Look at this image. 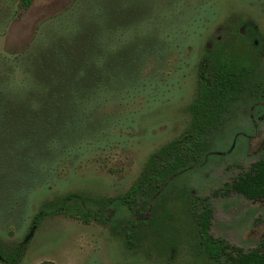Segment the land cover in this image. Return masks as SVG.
I'll list each match as a JSON object with an SVG mask.
<instances>
[{"label":"rangeland","instance_id":"rangeland-1","mask_svg":"<svg viewBox=\"0 0 264 264\" xmlns=\"http://www.w3.org/2000/svg\"><path fill=\"white\" fill-rule=\"evenodd\" d=\"M72 1L33 0L0 37V51H21L42 23L68 13ZM137 1L122 0L128 6ZM139 4L140 12L132 7L131 19L105 31L103 64L111 77L85 121L95 126L76 131L68 153L54 164L45 161L40 183L0 217L4 256L26 239L18 264H227L209 259L198 246L190 213L195 198L212 209L214 237L244 252L256 247L264 251V200L222 192L264 152V0ZM53 32L62 35L67 29L60 26ZM207 48L233 63L243 90L205 154L163 188L153 207V222L134 228L131 247L127 227L132 216L117 202L106 223L84 222L73 216L74 206L68 204L63 213L44 217L31 230L34 214L67 194L89 198L91 210L123 195L147 157L190 128L187 108L195 98L198 63ZM136 55L140 57L131 61ZM109 56L116 58L113 71ZM4 193L0 187V195Z\"/></svg>","mask_w":264,"mask_h":264},{"label":"trees","instance_id":"trees-1","mask_svg":"<svg viewBox=\"0 0 264 264\" xmlns=\"http://www.w3.org/2000/svg\"><path fill=\"white\" fill-rule=\"evenodd\" d=\"M32 1L0 0V37ZM142 1L128 6L122 0H73L68 13L56 21L42 23V28H38L21 51H0V187L5 191L0 195V217L10 206L19 203L22 194L40 183V166L45 161L54 164L68 153L76 131L85 129V132L89 126H95L94 121H88L89 126L85 121L111 77L103 64L105 31L116 29L112 25L117 26L119 20L131 19L132 7L136 6L140 12L138 6ZM60 26L67 33L55 36L53 29ZM139 57L133 56L131 61ZM109 59L115 63L110 65L113 71L116 58L109 56ZM242 90L241 74L233 63L222 58L218 50L207 48L198 63L195 98L187 108L192 119L190 128L152 152L136 181L123 195L103 200L91 210L89 198L79 193L67 194L44 204L32 217L31 230L44 217L63 213L68 204L74 206V217L84 222L106 223L113 211L112 204L117 202L132 216L127 227V244L131 247L134 228L153 222V207L163 188L205 154L230 104ZM16 189L21 194L14 195ZM222 192L248 200H264V152L247 172L225 184ZM190 204L198 246L209 259L227 264H264L261 248L244 252L211 234L213 215L206 202L195 198ZM25 248L26 239L6 257L0 247V261L18 264Z\"/></svg>","mask_w":264,"mask_h":264},{"label":"flooded vegetation","instance_id":"flooded-vegetation-1","mask_svg":"<svg viewBox=\"0 0 264 264\" xmlns=\"http://www.w3.org/2000/svg\"><path fill=\"white\" fill-rule=\"evenodd\" d=\"M244 198V197H243ZM246 199V198H245ZM248 200V199H247ZM215 238H217V237H215ZM226 241V240H225ZM227 242V241H226ZM231 245V244H230ZM232 246H234V245H232ZM236 247V246H235ZM209 258V257H208Z\"/></svg>","mask_w":264,"mask_h":264}]
</instances>
